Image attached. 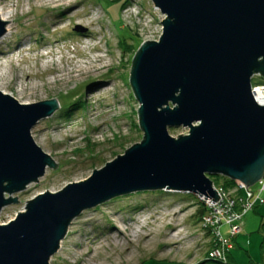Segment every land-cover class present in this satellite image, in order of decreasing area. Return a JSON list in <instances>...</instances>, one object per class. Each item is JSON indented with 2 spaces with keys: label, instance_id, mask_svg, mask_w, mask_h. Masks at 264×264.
<instances>
[{
  "label": "water",
  "instance_id": "water-1",
  "mask_svg": "<svg viewBox=\"0 0 264 264\" xmlns=\"http://www.w3.org/2000/svg\"><path fill=\"white\" fill-rule=\"evenodd\" d=\"M152 1L163 33L144 42L130 73L143 141L0 224V264H51L77 217L123 195L174 191L217 202L210 177L247 188L262 181L264 106L252 81L264 80V0ZM9 22L0 19V39ZM59 109L56 99L26 105L0 91V214L57 168L32 130ZM180 128L188 134H169Z\"/></svg>",
  "mask_w": 264,
  "mask_h": 264
},
{
  "label": "rangeland",
  "instance_id": "rangeland-1",
  "mask_svg": "<svg viewBox=\"0 0 264 264\" xmlns=\"http://www.w3.org/2000/svg\"><path fill=\"white\" fill-rule=\"evenodd\" d=\"M58 1L0 0L14 14L12 33L0 39V91L21 104L54 99L60 104L32 130L36 144L58 166L13 196L19 202L3 209L2 225L24 212L28 201L86 181L144 139L130 73L144 42L162 36L163 15L152 0H61L76 4L70 10ZM95 57L105 58L103 75L63 79L57 73L76 70L77 64ZM262 81L255 77L252 82ZM169 134L178 138L188 130L172 129ZM216 179L217 190L224 179ZM260 188L258 183L252 190L257 194ZM227 191L237 193L234 188ZM198 208V196L184 192L114 198L73 221L51 264H222L208 257L216 242L202 228ZM114 225L123 235L113 231ZM230 232L229 225L220 228L231 245L227 264H264V205L242 219L238 236L231 238ZM229 254L234 259L230 263Z\"/></svg>",
  "mask_w": 264,
  "mask_h": 264
},
{
  "label": "built area",
  "instance_id": "built-area-1",
  "mask_svg": "<svg viewBox=\"0 0 264 264\" xmlns=\"http://www.w3.org/2000/svg\"><path fill=\"white\" fill-rule=\"evenodd\" d=\"M260 78V77H258ZM261 90L264 94V81L259 83L252 82V92ZM261 188L256 194L252 188H247L244 184L236 182L234 190L236 194H231L232 191L217 189L220 199L217 202L199 197V200L204 204L206 212L202 218L201 225L204 230H210L216 245L210 252L209 258L211 261L227 264L226 252L231 248L229 240H225L220 228L223 225H229L231 228V238L238 236L242 231V219L248 212L254 210L258 206L264 205V177L260 182ZM230 193V194H229Z\"/></svg>",
  "mask_w": 264,
  "mask_h": 264
},
{
  "label": "bare ground",
  "instance_id": "bare-ground-1",
  "mask_svg": "<svg viewBox=\"0 0 264 264\" xmlns=\"http://www.w3.org/2000/svg\"><path fill=\"white\" fill-rule=\"evenodd\" d=\"M57 3H59V5H58L59 7L64 6L63 7L64 10H70L76 6V4H72V3H68V4L64 5L63 4L64 1H61V0H59ZM13 16H14L13 11L10 8L6 9L0 3V19L3 22H7V21L13 22V20H12ZM10 22L7 23L6 34L12 33V29L10 28ZM97 47H99V46H97ZM97 47H95L96 50H99V48H97ZM4 54H6V53H2L1 55H4ZM104 61H105V58H103V57H95V58H92L89 63H85V64H81V65L77 64L76 70L71 68L68 71L64 70V71H61L60 73L59 72H57V73L60 74L61 75L60 77L63 79L67 78V77L73 78V76H75V75H77L76 77L78 79H80L84 75H87V74L92 75V76H100V75H103V72L105 69V66H103ZM45 64H47V63H45ZM1 76L2 75L0 74V80H1ZM29 76H28V78H29ZM20 92L22 93L23 89H21ZM254 96H255L257 103L264 106V94L262 93V91L261 90L256 91ZM142 226H143L142 224H139L137 226V228H143ZM113 231L116 232L120 236L123 235V232L116 225H114ZM132 231L136 235L137 232H135V230H132Z\"/></svg>",
  "mask_w": 264,
  "mask_h": 264
},
{
  "label": "trees",
  "instance_id": "trees-1",
  "mask_svg": "<svg viewBox=\"0 0 264 264\" xmlns=\"http://www.w3.org/2000/svg\"><path fill=\"white\" fill-rule=\"evenodd\" d=\"M61 109H65L64 107H62ZM216 178H223L224 179V181L222 182V183H219V184H221V185H218L219 187L221 186L222 188H224V189H226V190H231V189H233L234 187H235V182H233V181H230L229 179H227V178H224V177H221V176H216V177H210V179L215 183L216 182ZM215 185H216V183H215ZM199 199V198H198ZM205 212H206V208H205V206H204V204L199 200V208L197 209V213H196V215H197V217L200 219V221H202V218H203V216H204V214H205ZM207 232H208V234H211V231L210 230H207ZM212 246L213 247H215L214 246V243L212 244ZM212 247V248H213ZM210 254V253H209ZM208 254V255H209ZM209 257V256H208ZM229 263H230V261H234V259H233V257H232V255L231 254H229Z\"/></svg>",
  "mask_w": 264,
  "mask_h": 264
}]
</instances>
